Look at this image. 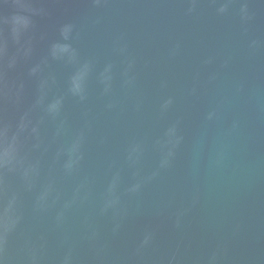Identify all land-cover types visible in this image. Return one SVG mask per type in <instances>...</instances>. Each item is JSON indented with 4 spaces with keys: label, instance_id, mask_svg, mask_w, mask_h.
I'll list each match as a JSON object with an SVG mask.
<instances>
[{
    "label": "water",
    "instance_id": "water-1",
    "mask_svg": "<svg viewBox=\"0 0 264 264\" xmlns=\"http://www.w3.org/2000/svg\"><path fill=\"white\" fill-rule=\"evenodd\" d=\"M0 264H264V0H0Z\"/></svg>",
    "mask_w": 264,
    "mask_h": 264
}]
</instances>
